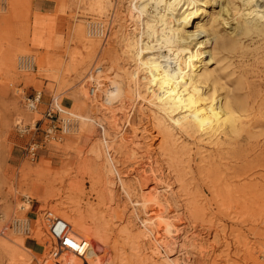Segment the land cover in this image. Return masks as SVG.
Returning a JSON list of instances; mask_svg holds the SVG:
<instances>
[{
	"label": "rangeland",
	"instance_id": "1",
	"mask_svg": "<svg viewBox=\"0 0 264 264\" xmlns=\"http://www.w3.org/2000/svg\"><path fill=\"white\" fill-rule=\"evenodd\" d=\"M33 1L0 0V264H50L47 210L59 218L55 229L92 241L89 261L107 251L104 264H264V38L243 37L248 54L214 50L215 100L232 103L219 112L227 110L222 125L178 128L179 111L163 110L148 80L143 45L156 37L139 13L143 0H44L54 14L34 13L30 23ZM97 20L104 38L87 29ZM212 29L225 33L217 22ZM98 71L122 79L118 101L89 94ZM52 102L62 110L50 121ZM70 114L80 118L70 131L47 134ZM15 218L31 232H15Z\"/></svg>",
	"mask_w": 264,
	"mask_h": 264
},
{
	"label": "bare ground",
	"instance_id": "2",
	"mask_svg": "<svg viewBox=\"0 0 264 264\" xmlns=\"http://www.w3.org/2000/svg\"><path fill=\"white\" fill-rule=\"evenodd\" d=\"M214 6L219 9L216 15L210 17L213 19L212 23L206 26L203 23L204 17L208 12L211 13ZM138 10L145 19L148 37L151 35L156 37L152 43H144L143 46L148 50L145 58L150 68L148 80L159 89L156 95L160 106L170 113L174 110L179 111L173 116L174 124L178 128H207L213 123L217 124V127L222 125L228 117L225 115L226 109L232 103L215 100V90L211 81L212 70L209 66L215 58L214 50L217 49L224 54L225 51L238 49L248 54L243 52L238 43L243 37L264 38V0H143ZM147 21L153 22L154 25L149 26ZM215 22L225 28L224 34H218L212 29ZM95 23L99 28L93 27V30L89 32L98 38L106 37L108 28L103 29V23L100 20ZM190 27L193 29L190 30ZM91 34L89 36H92ZM96 75V79L93 76L89 77L91 80L95 79L94 83L97 84L89 89V94L91 93L94 97L101 95L106 103L118 101L124 92L122 79L113 74L103 75L100 71ZM224 108H226L225 112L222 111L224 114L220 115L219 112ZM71 117L74 121H80L76 115ZM140 167L142 174L139 175V182L146 185L151 175L145 172L147 165L143 161L140 162ZM109 194V199L113 200L111 198L113 194ZM161 226L167 233H170V228L173 227L165 218H162ZM180 229L174 227V236L169 237L171 241L167 240L169 243L166 240H164L166 243L162 241L167 249L166 253L174 249V239L180 233ZM67 232L75 240L86 239L89 242L86 251L82 255H77L70 249H62L59 251V257L56 256V259L53 258L55 260L45 262L52 264L59 258L64 261L63 264H75L73 258H81V264L105 263L107 251H101L89 261L87 253L91 249L92 241L85 237L81 238V234H75L72 229L67 228ZM94 239L100 246L103 245L104 238L101 235H96ZM156 249L155 247L154 252L159 253Z\"/></svg>",
	"mask_w": 264,
	"mask_h": 264
},
{
	"label": "built area",
	"instance_id": "3",
	"mask_svg": "<svg viewBox=\"0 0 264 264\" xmlns=\"http://www.w3.org/2000/svg\"><path fill=\"white\" fill-rule=\"evenodd\" d=\"M87 29L89 31H92L93 24L88 23ZM19 66L21 68H29L31 66V61L29 59L21 58L19 60ZM37 97L39 98V95L35 96L34 100H37L38 99ZM59 111L61 110L55 104L53 105L52 102L47 107L44 114L45 117H47L48 119H50V121H52L51 119H53L54 116H56V113H58ZM72 120L73 119H71L70 117L66 118V120L63 119L58 127L55 125V123H53L52 126H48V129L46 130L47 134H49L48 133L49 131L50 132L53 131L54 133H56V130H59V133H66L70 131L69 129L72 126ZM28 153L30 154L31 157H33L35 155V148L31 147ZM58 219L59 218L55 217L50 210L45 211L44 221L48 233L50 235L49 237L51 239L49 255L55 258L59 254V251H61L62 249H70L77 255H82L86 251L89 242L84 238H82L79 241L75 240L72 236L69 235V233L67 232V228H65L63 225L59 226L58 229L56 230L54 224L57 225L56 223H58ZM11 227L15 232L20 234H29L31 232L30 222L27 218L13 219L11 222Z\"/></svg>",
	"mask_w": 264,
	"mask_h": 264
},
{
	"label": "crops",
	"instance_id": "4",
	"mask_svg": "<svg viewBox=\"0 0 264 264\" xmlns=\"http://www.w3.org/2000/svg\"><path fill=\"white\" fill-rule=\"evenodd\" d=\"M34 13H38V14H42V15H53L54 14V8L52 6L51 3H48L47 1L44 0H35L32 2L31 4V16H30V23L32 22L33 19V14ZM54 32L56 33L57 31H59V26H60V20L58 18V16H55L54 19ZM59 35V34H57ZM59 41V37L55 36L54 42L57 43ZM33 48H35L34 46H32ZM42 49L41 48H37Z\"/></svg>",
	"mask_w": 264,
	"mask_h": 264
}]
</instances>
